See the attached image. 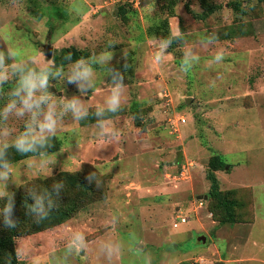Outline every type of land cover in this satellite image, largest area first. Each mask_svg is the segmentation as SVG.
<instances>
[{
	"label": "rangeland",
	"instance_id": "374dc122",
	"mask_svg": "<svg viewBox=\"0 0 264 264\" xmlns=\"http://www.w3.org/2000/svg\"><path fill=\"white\" fill-rule=\"evenodd\" d=\"M207 5L221 8L199 20ZM163 21L170 31L179 26L189 46L216 34L225 59L210 65L214 51L197 47L199 63L180 72L183 45L174 42L165 63L156 64L152 37L165 35L149 31ZM109 42L116 44L110 66L124 72L128 86L123 110L110 119L120 138L100 137L96 120L76 124L68 116L57 133L62 148L53 175L46 169L34 175L26 166L39 165L34 156L12 164L20 186L9 181V191L42 192L44 180L63 181L58 203L69 210L63 224L19 238L29 250L23 262L264 264V0H177L174 7L170 0H19L16 6L0 0V50L15 47L25 57L50 45L54 55L72 46L92 53ZM102 76L97 73L96 89L82 97L90 112L107 95L110 78ZM57 88L50 91L79 95L74 85L63 93ZM9 126L21 131L23 121L10 118ZM216 154L226 163L216 173L221 189L235 190L245 205L236 224L220 223L209 200L197 202L210 191L207 171ZM64 172L84 178L93 172L91 184L102 199L83 203L60 177ZM77 231L86 237L83 253L69 247ZM106 244L119 251L109 257Z\"/></svg>",
	"mask_w": 264,
	"mask_h": 264
},
{
	"label": "clouds",
	"instance_id": "9594fccd",
	"mask_svg": "<svg viewBox=\"0 0 264 264\" xmlns=\"http://www.w3.org/2000/svg\"><path fill=\"white\" fill-rule=\"evenodd\" d=\"M14 6L19 0H11ZM78 11V9H77ZM155 53L153 56L156 64H164L168 49L174 42L183 45L179 71L187 73L200 61L197 47L214 51V56L209 64H219L225 59L224 49H216L218 36L206 35L200 38L198 45L189 46L179 26L175 31H170L166 37H152ZM116 45L109 42L108 48L99 52H92L89 56L73 61V53L68 52L62 57L59 64L53 58L45 59L46 54H31L25 57L15 48L6 45V49L0 50V100L4 101L0 108V217L3 226L7 229L18 227L19 220L15 216V193L8 190L9 181L17 186L20 184L13 179V166L8 158L9 149H15L22 156H32L39 159V165L35 162L27 163V168L32 173L39 174L47 171L53 175V166L57 162L59 153L50 152L54 147L52 141L65 124V118L71 116L74 123L78 124L89 116H94L99 136L110 140H118L121 130L111 126L109 114L115 115L123 110L127 101V88L124 83V72L115 66H110L114 58L111 48ZM127 58L126 51L124 52ZM67 62V63H65ZM129 65L125 64L126 69ZM103 73V77H109L110 81L105 85L107 95L103 103L97 105L94 112H90L82 97L89 91L94 92L97 87V73ZM103 80V79H102ZM53 81L56 83L53 84ZM12 84L5 90V86ZM59 83L60 87L56 85ZM104 83V80H103ZM66 85H74L79 95H56L50 89L57 88L65 91ZM214 86V82L213 85ZM10 118L23 121L21 131L9 126ZM62 152V151H60ZM95 174L89 173L85 179L91 184ZM65 188L63 181H57L51 185V190L28 191V196L33 201L25 210V215L33 217L39 224L47 220L55 208L58 210V201L62 198ZM86 237L82 232H75L70 250L83 253L85 251ZM15 258L19 262L29 258V250L25 245L16 241ZM108 256H113L118 247L114 244L104 246ZM11 256H8V264H11Z\"/></svg>",
	"mask_w": 264,
	"mask_h": 264
},
{
	"label": "trees",
	"instance_id": "16d2710c",
	"mask_svg": "<svg viewBox=\"0 0 264 264\" xmlns=\"http://www.w3.org/2000/svg\"><path fill=\"white\" fill-rule=\"evenodd\" d=\"M177 0H170L171 6L174 7L176 5ZM238 4L232 6L235 10L242 12L239 9ZM208 9L202 12L196 17L199 20L205 21L209 18L210 15L214 14L221 6L216 5H207ZM163 35L168 36L170 33L169 24L167 21L161 22V24L155 30H150L149 35L153 36L158 33H162ZM68 52L73 53V61L80 58L81 56L87 57L90 55V52L87 50H78L76 47H68L62 49L59 53L54 55V59L57 64H59L62 60V57L66 55ZM67 63V62H65ZM116 115V114H115ZM115 115L109 114V119L114 117ZM135 116V111L133 112ZM136 117V116H135ZM94 119V120H93ZM93 120V121H92ZM91 123L95 121V118L90 116L89 120ZM139 125V124H138ZM54 147L49 149L50 152H58L62 148V141L57 137L52 141ZM32 157V154L28 156H22L16 152V150L9 149L8 158L11 160L12 164L22 162L28 158ZM226 167V163L223 159V156L216 154L211 157L209 161L208 171H207V179L210 182V191L208 193V200L211 203V210L214 213L215 218L222 224H236L240 222V214L238 210H242L245 205L240 202L236 197L235 190L231 191H223L221 189L220 180L217 176L218 171L224 170ZM60 177L67 183L68 188L71 191H77L79 197L83 201V203H89L90 201L101 200L102 198L99 195V191L95 190L94 185L90 184L81 174H72V173H61ZM45 185L47 186L45 190H51V180L46 179ZM102 184V183H96ZM34 185V184H32ZM44 190V191H45ZM28 191H30L27 186L21 188L18 192L15 193L16 200V208H15V216L19 220L18 227L15 229H7L2 225L0 227V264H8V256H11V264H18V261L15 258V249H16V240L23 236L34 235L45 230L52 229L56 226L63 224L68 219L67 210L68 207L59 204V208L53 209L47 220L42 221L37 224L34 222L33 217L29 215H25V210L29 204L33 201L28 196ZM65 192L63 190L62 195ZM78 197V198H79ZM3 205V202H2ZM69 211V210H68ZM19 264H26L21 261Z\"/></svg>",
	"mask_w": 264,
	"mask_h": 264
},
{
	"label": "water",
	"instance_id": "95a60500",
	"mask_svg": "<svg viewBox=\"0 0 264 264\" xmlns=\"http://www.w3.org/2000/svg\"><path fill=\"white\" fill-rule=\"evenodd\" d=\"M43 52L46 54L48 59L53 58L52 54H54V49L50 45H45ZM197 200H208V196L207 195L206 196H198ZM199 241L206 243L207 239L205 237H201V238H199Z\"/></svg>",
	"mask_w": 264,
	"mask_h": 264
},
{
	"label": "built area",
	"instance_id": "2783aa9c",
	"mask_svg": "<svg viewBox=\"0 0 264 264\" xmlns=\"http://www.w3.org/2000/svg\"><path fill=\"white\" fill-rule=\"evenodd\" d=\"M181 121H182L181 123H183V124L186 123V119L185 118H182ZM197 202L199 203L200 206H203V203H204L203 200H197ZM179 219H180L181 224H186L187 223V219L186 218L180 217ZM179 225H180L179 222L175 223V227H178Z\"/></svg>",
	"mask_w": 264,
	"mask_h": 264
}]
</instances>
